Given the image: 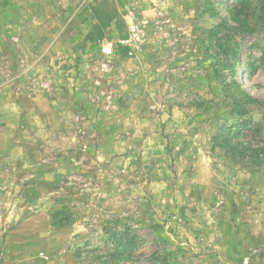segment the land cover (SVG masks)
Segmentation results:
<instances>
[{"label":"rangeland","instance_id":"1","mask_svg":"<svg viewBox=\"0 0 264 264\" xmlns=\"http://www.w3.org/2000/svg\"><path fill=\"white\" fill-rule=\"evenodd\" d=\"M234 1L0 0V264H264V164L214 140L242 103L264 146V0Z\"/></svg>","mask_w":264,"mask_h":264},{"label":"trees","instance_id":"2","mask_svg":"<svg viewBox=\"0 0 264 264\" xmlns=\"http://www.w3.org/2000/svg\"><path fill=\"white\" fill-rule=\"evenodd\" d=\"M245 0H235L234 2L221 3L218 4V7L224 9L225 12L230 13V21L238 23L240 18H238V14L234 13L235 9L238 12L243 10V4H246ZM221 5V6H220ZM239 7V9H237ZM218 8V9H219ZM233 12V13H232ZM227 24V23H226ZM243 97L247 100L258 101L257 98L253 97L248 91L244 90ZM237 111L241 116L237 119V121L232 126H224L222 127L217 135L214 137V140L217 144L221 145L223 148H226L228 153L231 152L232 155H238L242 158L246 157L248 160V165L254 168L260 167L264 164V146L259 144H254L249 140L245 144L239 142L240 137H246L247 133L245 132V128L249 127L252 132L251 136H255V133L259 130L257 126V122L250 118H244L245 110L243 108V104L239 103L237 105ZM249 139V137H248ZM134 248L132 245L127 242L125 246L114 250V254L118 256L117 258H130L133 254Z\"/></svg>","mask_w":264,"mask_h":264},{"label":"built area","instance_id":"3","mask_svg":"<svg viewBox=\"0 0 264 264\" xmlns=\"http://www.w3.org/2000/svg\"><path fill=\"white\" fill-rule=\"evenodd\" d=\"M140 37V25L136 21L129 22L125 36L115 40H104L101 43V53L104 56L114 55L119 49L129 47Z\"/></svg>","mask_w":264,"mask_h":264}]
</instances>
